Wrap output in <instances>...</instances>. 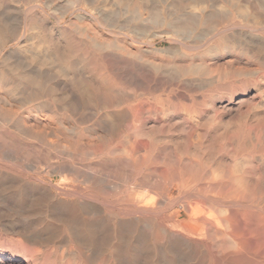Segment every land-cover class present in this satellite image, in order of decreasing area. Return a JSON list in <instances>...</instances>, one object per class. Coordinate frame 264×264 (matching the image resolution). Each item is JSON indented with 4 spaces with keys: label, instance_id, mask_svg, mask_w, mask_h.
<instances>
[{
    "label": "rangeland",
    "instance_id": "obj_1",
    "mask_svg": "<svg viewBox=\"0 0 264 264\" xmlns=\"http://www.w3.org/2000/svg\"><path fill=\"white\" fill-rule=\"evenodd\" d=\"M111 1L113 0H0V24L6 20L9 22L12 20L10 24L13 25L15 18L26 12L30 17L32 15L41 16L40 18L45 21L44 28H48L42 33V42L44 41V49L49 47L47 53L49 57L46 55L48 59L46 61L52 63L55 60L54 49L60 47L61 54L69 53L71 57L74 55L72 61L79 68H109L110 72L117 71L118 73L113 72L114 74L110 76L112 79L114 77L111 81L113 94L108 103L99 101L87 104L85 109L81 107L77 111L78 116L77 112L74 115L70 112L57 114L52 110L53 108H46L37 116L30 115L10 97L4 108L0 105V174L2 177L6 174L5 176L10 179L0 178V264H192L193 262V264H214L207 257H202L205 249L199 250L202 258H195L184 249L175 251L168 242L160 248L157 247L158 249L145 242L130 246L126 241V229L121 225V219L117 221L114 219V214H124L136 208L135 203L141 198L151 203L150 210L157 207L155 211H163L165 214L180 212V221L186 220V213L181 206H184L185 199L190 203H197L198 199L192 198L190 201L177 186H174L170 192L169 198L173 200L170 205L161 204V198L157 206L158 202L150 198V195L154 197L162 194L169 186L167 177L163 179L164 176H160L159 179L158 174L151 173L152 164L155 163L153 156L156 153L161 152V162L168 158L174 160L178 157L183 164L220 166L231 163L237 167L241 166L240 164H264V136H262L264 135V124L257 126L259 124L257 121L261 123L264 120V0H142L143 2L141 0L122 2L121 0L122 3L117 0H115L116 3H111ZM135 1L140 2L136 4ZM53 29L52 43H50L47 38ZM12 50L13 45L11 44L3 50L0 56V83L8 69L7 65L14 60L15 54ZM83 51L88 52L89 55H83L85 54V52L82 53ZM90 55L102 58L104 61L93 64L88 59ZM81 110H83L82 113L79 112ZM123 114H126L130 121L134 118L137 120L133 124L120 128ZM248 126H252L250 127L252 131L248 129ZM108 127L114 135L109 131L105 132ZM256 127L259 129H255ZM6 130L11 132V135L14 134L19 136L17 138H21L20 148ZM258 130H261V133ZM77 133L84 135L83 143L80 145L86 146L85 148L80 145L76 146L78 138L75 137H79ZM225 135L231 137L230 145L225 144ZM105 137L112 139L111 144ZM252 139L254 141H251ZM47 141L54 142L55 145H49ZM98 143L101 144L98 145ZM250 146L254 147L250 148ZM226 147H228L227 150ZM101 149L105 150L101 151ZM139 149L145 151H139ZM225 151H228L227 155ZM256 151L255 156L260 155L259 159L258 157L256 159L259 163L250 157L256 154ZM232 152L236 154V156L233 155L235 157L232 156ZM167 153L170 155L168 156ZM172 154L175 157L171 156ZM20 164L26 167L25 172L15 171ZM69 165L71 166L70 172L62 169L70 167ZM235 166L234 175L237 178L238 170ZM74 167L77 170L81 169L80 172L84 168L92 167L89 169L95 172L96 176L99 174L98 177L102 179L99 180L100 184L98 183L96 194L92 193L91 199H88L86 194L80 193L79 195V192L84 193L82 189L88 187V184L84 179H74L77 172ZM62 170L64 172H61ZM22 173L25 177L19 175ZM18 176L21 179L24 178L25 181L30 178L29 182H36L32 185L35 190L29 191L30 193L16 190L14 186L23 181ZM39 178L45 180L43 187L37 181ZM10 181H14L13 184ZM29 182L27 186L32 184ZM9 188L11 189L8 191ZM48 188L52 192H47ZM74 188H77L76 193ZM98 188L106 189V192L102 190L103 194ZM77 193L78 195H75ZM152 193L155 194L152 195ZM192 193L193 196L195 191ZM127 198L128 201H126ZM84 203L95 209L92 210V214L86 215L78 212L81 211L79 208ZM154 203L157 204L154 205ZM208 207L209 210H213L209 205ZM73 213L77 216L82 214L83 217L78 216V219H74ZM86 219L89 222H85L88 221ZM79 223L80 225L84 223L82 227L84 225L85 227L84 229L81 227L82 230L78 231ZM35 226L37 228H34ZM60 227L62 232L59 230ZM72 228H74L73 231ZM85 229L90 231L87 232L88 230ZM209 230L213 229L209 227ZM223 230L224 227L221 231ZM49 231L51 232L48 233ZM213 231L210 232L212 235ZM26 234L29 237H25ZM88 237L90 240L93 237L95 241H87ZM29 239L32 240L31 243ZM97 239L101 246L96 242ZM212 244V250L217 252L216 242ZM216 247L217 250H215ZM221 264H232V262L227 261Z\"/></svg>",
    "mask_w": 264,
    "mask_h": 264
},
{
    "label": "bare ground",
    "instance_id": "obj_2",
    "mask_svg": "<svg viewBox=\"0 0 264 264\" xmlns=\"http://www.w3.org/2000/svg\"><path fill=\"white\" fill-rule=\"evenodd\" d=\"M104 1V0H103ZM106 1V0H105ZM118 2H121V0H117ZM130 1V0H129ZM138 1V0H136ZM135 1V2H136ZM142 1V0H141ZM146 1V0H145ZM144 1V2H145ZM262 1V0H261ZM97 2V1H96ZM110 2V1H109ZM115 2V0L111 1ZM122 2H125L124 0ZM121 2V3H122ZM140 2V1H139ZM139 2H136L139 3ZM143 2V1H142ZM141 2V3H142ZM152 2V1H150ZM213 2V1H212ZM236 2V1H234ZM103 3V2H102ZM116 3V2H115ZM114 3V4H115ZM128 3V2H126ZM132 3V2H130ZM155 3V1H154ZM202 3V2H201ZM200 3V4H201ZM237 3V2H236ZM235 3V4H236ZM101 4V3H100ZM120 4V3H117ZM116 4V5H117ZM180 4V3H179ZM187 4V3H186ZM246 4V3H245ZM121 5V4H120ZM132 5V4H131ZM188 5V4H187ZM198 5V4H197ZM207 5V4H206ZM95 6V5H94ZM134 6V5H133ZM136 6V5H135ZM99 7V6H98ZM203 7V5H202ZM235 7V6H234ZM28 8V7H27ZM33 7H31L32 9ZM133 8V7H132ZM136 8V7H135ZM192 8V7H191ZM30 9V8H29ZM114 9V7H113ZM201 9V7H200ZM211 9V8H209ZM232 9V8H231ZM131 10V9H130ZM192 10V9H191ZM205 10V9H204ZM203 10V11H204ZM221 10V9H220ZM256 10V9H255ZM9 11V10H8ZM11 11V10H10ZM136 11V10H135ZM193 11V10H192ZM34 12V10H33ZM187 12V11H186ZM202 12V11H201ZM224 12V9H223ZM14 13V12H13ZM17 13V12H16ZM25 13V11H24ZM141 13V12H140ZM157 13V12H156ZM175 13V12H174ZM188 13V12H187ZM213 13V12H212ZM226 13V12H225ZM224 13V14H225ZM29 13H25L24 15H20L15 18V24L11 25L8 20L3 22V24H0V56H2V52L5 48H7L9 45H13V52H14V60L11 61L7 66L8 69L6 73L4 74V77L1 79L0 83V105H4L8 101V97L12 99L13 102L21 105L22 110H25L26 112L30 113V115L37 116L48 109H52L55 113L60 114V112H70L73 115L81 109V107H84L87 104H90L92 102H99L102 101L105 104L108 103L110 96L113 94V84H112V74L115 71H111L106 68H92V69H85V68H79L77 65L75 66L74 62L72 61L71 54L67 53L61 54L59 48L55 47L54 49V61L51 63L48 60L46 55L49 52V47H46V49L43 48L44 41L42 42V33L45 31L44 29H47L48 27H45V21L38 17L37 15H32L31 17L28 16ZM112 14V13H111ZM204 14V13H203ZM217 14V13H216ZM228 14V13H227ZM116 15V14H115ZM118 15V14H117ZM196 15V14H195ZM4 16V15H3ZM206 16V15H205ZM213 16V15H212ZM226 16V15H225ZM215 17V16H214ZM6 18V17H5ZM211 18V17H210ZM230 18V17H229ZM168 19V18H167ZM203 19V18H202ZM213 19V18H212ZM228 19V17L226 18ZM231 19V18H230ZM1 20V19H0ZM14 20V19H13ZM138 20V19H137ZM197 20V19H196ZM195 20V21H196ZM152 21V20H151ZM193 21V20H192ZM201 21V19H200ZM211 21V20H209ZM225 21V20H224ZM256 21V20H255ZM127 22V21H126ZM146 22V21H145ZM142 22V23H145ZM149 22V21H148ZM154 22V21H153ZM179 22V21H178ZM188 22V21H187ZM229 22V21H228ZM263 22V21H262ZM183 23V22H182ZM191 23V22H190ZM198 23V22H197ZM217 23V22H216ZM253 23V21H252ZM149 24V23H147ZM185 24V23H184ZM210 25V24H209ZM208 25V26H209ZM260 25V24H259ZM126 26V25H125ZM179 26V25H178ZM185 26V25H184ZM189 26V25H188ZM215 26V25H214ZM187 27V26H186ZM210 27V26H209ZM194 28V27H193ZM212 28V27H211ZM178 29V28H177ZM209 29V28H207ZM170 30V29H169ZM173 30V28L171 29ZM187 30V28H186ZM51 31V29H50ZM54 29L50 33L47 39L48 42L52 43L51 37ZM181 31V30H180ZM176 32V31H175ZM174 32V33H175ZM212 33V32H211ZM176 34V33H175ZM189 34V33H188ZM205 34V33H202ZM199 35V34H198ZM208 35V34H206ZM205 35V36H206ZM210 35V34H209ZM239 35V34H238ZM188 36V35H187ZM190 37V36H189ZM230 37V36H229ZM188 39V38H187ZM184 41V39H183ZM199 43V42H198ZM194 44V43H193ZM85 45V44H84ZM87 47V46H86ZM104 49V48H103ZM85 50V49H84ZM76 51V50H75ZM86 51V50H85ZM83 51L82 53H84ZM190 51V50H189ZM78 52V51H77ZM102 52V51H101ZM91 54V53H90ZM70 55V56H69ZM88 56V52H85V54ZM110 55V54H109ZM6 56V55H5ZM48 56V55H47ZM85 56V57H86ZM49 57V56H48ZM71 57V58H70ZM83 57V56H82ZM102 57V56H101ZM120 57V56H119ZM106 58V57H105ZM93 64H97L99 61L102 60L98 57H92L91 55L88 57ZM7 60V59H6ZM76 60V59H75ZM104 61V60H102ZM77 63V62H76ZM181 64V63H180ZM102 65V64H101ZM111 65V64H110ZM119 65V64H118ZM92 66V65H91ZM103 66V65H102ZM173 66V65H172ZM181 65H179L180 67ZM194 66V65H193ZM192 66V67H193ZM90 67V66H89ZM104 67V66H103ZM108 67V66H107ZM125 67V66H124ZM182 67V66H181ZM191 68V67H190ZM111 70H113L110 67ZM115 70V69H114ZM155 70V69H154ZM174 70V69H173ZM145 71V70H144ZM186 71V70H185ZM159 72V71H158ZM182 72V71H181ZM116 74L117 71L115 72ZM121 74V73H120ZM197 74V73H196ZM124 75V74H122ZM164 75V74H163ZM115 76V75H113ZM119 76V75H118ZM117 76V77H118ZM185 76V75H184ZM121 77V76H120ZM174 77V76H173ZM206 77V75L204 76ZM131 78V77H130ZM189 78V77H188ZM191 78V77H190ZM194 78V77H193ZM138 79V78H137ZM119 80V77H118ZM172 80V79H171ZM120 81V80H119ZM203 81V80H202ZM122 82V81H121ZM166 82V81H165ZM189 82V81H188ZM193 82V81H192ZM197 82V81H195ZM199 82V81H198ZM210 83V82H207ZM122 84V83H121ZM185 84V83H184ZM197 84V83H196ZM232 84V82H231ZM234 84V83H233ZM176 85V84H175ZM188 85V84H187ZM190 85V84H189ZM141 86V85H140ZM192 86V85H191ZM236 86V85H235ZM192 88V87H191ZM163 89V88H162ZM197 89V88H196ZM227 89V88H226ZM233 89V88H231ZM243 89V88H242ZM120 90V89H119ZM130 90V89H129ZM161 90V89H160ZM204 90V89H203ZM144 91V90H143ZM154 91V90H153ZM196 91V90H195ZM194 91V92H195ZM191 92V91H190ZM189 92V93H190ZM119 94V93H118ZM144 94V93H143ZM154 94V93H153ZM232 94V93H231ZM117 95V94H116ZM124 95V94H123ZM257 95V94H256ZM125 96V95H124ZM255 97V96H254ZM252 98V97H251ZM112 100V99H111ZM114 100V99H113ZM205 100V99H204ZM133 101V100H132ZM245 101V100H244ZM241 102V101H240ZM111 103V102H110ZM115 103V102H114ZM158 103V102H157ZM11 104V103H10ZM101 104V103H99ZM113 104V103H112ZM111 104V105H112ZM117 104V103H115ZM121 104V103H120ZM204 104V103H203ZM244 104V102H243ZM252 104V103H251ZM169 105V104H168ZM239 105V104H238ZM8 106V105H7ZM106 106V105H105ZM104 106V107H105ZM109 106V105H108ZM173 106V105H172ZM241 106V104H240ZM250 106V104H249ZM10 107V106H9ZM118 107V106H117ZM184 107V106H183ZM186 107V106H185ZM242 107V106H241ZM6 108V107H5ZM89 108V106H88ZM106 108V107H105ZM188 108V107H187ZM201 108V107H200ZM219 108V107H218ZM240 108V107H239ZM251 108V107H250ZM249 110L251 111V109ZM9 109V108H7ZM16 109V108H15ZM110 109V107H109ZM137 109V108H136ZM171 109V108H170ZM208 109V108H207ZM215 109V107L213 108ZM18 110V109H17ZM244 110V109H243ZM14 111V110H13ZM83 110L79 111L82 113ZM134 111V110H132ZM218 111V110H217ZM220 111V110H219ZM246 111V109H245ZM18 112V111H16ZM214 112V110H213ZM244 112V111H243ZM127 113V112H125ZM129 113V112H128ZM127 113V114H128ZM216 113V112H215ZM241 113V112H240ZM239 113V114H240ZM13 114V113H12ZM11 114V115H12ZM121 115V114H120ZM255 115V114H254ZM264 115V114H263ZM76 116V115H75ZM78 116V112H77ZM189 116V115H188ZM134 117V116H133ZM190 117V116H189ZM246 117V116H245ZM75 118V117H74ZM122 123L121 127H126L129 124H133L134 121L137 119L134 118V120L130 119L126 116V114H123L121 117ZM187 118V117H186ZM193 118V117H191ZM209 118V117H208ZM259 118V117H257ZM85 119V118H84ZM100 119V118H99ZM254 119V118H253ZM86 120V119H85ZM261 120V119H260ZM81 121H84L81 119ZM79 121V123L81 122ZM116 121V120H115ZM264 121V120H263ZM263 121L260 123L257 121V126L260 124H264ZM4 122V120H3ZM7 123V121L5 122ZM87 123V122H85ZM139 123V122H138ZM209 123V122H208ZM4 124V123H3ZM81 125V124H79ZM120 125V124H119ZM6 126V125H5ZM83 126V125H82ZM113 126V125H112ZM240 126V125H239ZM253 126V125H252ZM248 126L250 131L252 129ZM256 126V125H255ZM40 127V126H39ZM107 127V126H106ZM131 127V126H130ZM137 127V126H136ZM247 127V126H245ZM261 127V126H260ZM264 127V125H263ZM10 128V127H7ZM48 128V127H47ZM103 128V127H102ZM119 128V126H118ZM158 128V127H157ZM244 128V127H243ZM44 129V128H42ZM41 129V130H42ZM56 129V128H55ZM83 129V128H82ZM115 129V128H114ZM259 129V128H255ZM264 129V128H263ZM262 129V130H263ZM20 130V129H19ZM106 133L111 131V128L105 129ZM128 129H126L127 131ZM244 130V129H243ZM3 131V130H2ZM7 131V130H6ZM12 131V130H10ZM77 131V130H76ZM82 131V130H80ZM78 131L79 133H81ZM104 131V130H103ZM130 131V130H129ZM193 131V130H192ZM256 131V130H254ZM259 131V130H258ZM261 131V130H260ZM259 131V132H260ZM264 131V130H263ZM53 132V131H52ZM138 132V131H137ZM248 132V130H247ZM257 132V131H256ZM9 135L12 133L7 131ZM73 133V132H72ZM76 133V132H75ZM74 133V134H75ZM77 133V135H79ZM105 133V134H106ZM108 133V134H109ZM114 133V132H113ZM112 133V134H113ZM130 133V132H129ZM253 133V132H252ZM261 133V132H260ZM73 134V136H74ZM82 134V133H81ZM197 134V133H196ZM247 134V133H246ZM251 134V133H250ZM254 134V133H253ZM19 135V134H18ZM60 135V134H59ZM111 136V134H109ZM114 135V134H113ZM137 135V134H136ZM243 135V134H242ZM249 135V134H247ZM3 136V135H2ZM14 140L16 141L18 148L21 147L20 145V139L17 138L19 136L11 135ZM76 136V134H75ZM107 136V135H106ZM212 136V135H211ZM264 136V135H262ZM62 137V136H61ZM216 137V136H215ZM253 137V136H252ZM258 137V136H257ZM7 137H5L6 139ZM74 138V137H73ZM77 142L76 139L74 140L76 142V146L82 144V139L84 138V135H79ZM108 142L110 143L112 139L109 137ZM114 138V137H113ZM142 138V137H141ZM241 138V137H240ZM249 138V137H248ZM256 138V137H255ZM260 138V137H259ZM258 138V139H259ZM50 139V138H49ZM115 139V138H114ZM138 139V138H137ZM225 144H229L231 142V137L228 135H225ZM257 139V140H258ZM12 140V139H11ZM26 140V139H24ZM45 140V139H44ZM69 140V139H68ZM72 140V139H71ZM81 140V142H80ZM116 140V139H115ZM136 140V139H135ZM249 140V139H248ZM256 140V139H255ZM256 140V141H257ZM263 140V138H262ZM4 141V140H3ZM6 141V140H5ZM4 141V142H5ZM12 141V142H13ZM67 141V140H66ZM70 141V140H69ZM73 141V140H72ZM71 141V142H72ZM105 141V140H104ZM251 141H254L253 139ZM9 142V141H8ZM107 142V140H106ZM158 142V141H157ZM156 142V143H157ZM234 142V141H232ZM259 142V141H258ZM70 143V142H69ZM68 143V144H69ZM74 143V142H72ZM71 143V144H72ZM249 144V142H247ZM46 144V143H45ZM47 144L49 145H55L54 142L47 141ZM57 145L58 142H56ZM101 144V143H100ZM98 143V145H100ZM107 145V143H105ZM111 144V143H110ZM119 144V143H117ZM149 144V143H148ZM146 144V145H148ZM233 144V143H232ZM255 144V143H254ZM264 144V143H263ZM8 145V144H7ZM13 145V143L11 144ZM41 145V144H40ZM104 145V144H103ZM116 145V144H115ZM230 145V144H229ZM246 145V143H245ZM16 146V147H17ZM20 146V147H19ZM27 146V145H26ZM24 146V147H26ZM72 146V145H71ZM83 147L82 145H80ZM97 146V145H96ZM109 146V144L107 145ZM244 146V145H243ZM249 147V145H246ZM14 147V146H13ZM47 147V146H46ZM79 147V146H78ZM86 147V146H85ZM83 147V148H85ZM100 147V146H97ZM106 148V146H104ZM103 147V148H104ZM113 147V146H112ZM128 147V146H127ZM247 147V148H248ZM254 146H250L252 148ZM151 148V147H150ZM156 148V146H155ZM228 147H226L227 150ZM238 148V147H237ZM241 148V147H240ZM248 148V149H250ZM259 148V147H258ZM262 148V145H261ZM3 149V148H2ZM17 149V148H16ZM28 149V148H27ZM32 149V148H31ZM47 150L49 148H46ZM56 149V148H55ZM111 149V148H109ZM242 149V148H241ZM241 149H238L241 151ZM244 149V148H243ZM255 149V148H254ZM22 150V149H21ZM24 150V148H23ZM46 150V151H47ZM105 150V149H104ZM101 149V151H104ZM145 151L144 149H139V151ZM237 150V149H236ZM245 150V149H244ZM260 150V148H259ZM258 150V151H259ZM264 150V148H263ZM262 150V151H263ZM45 151V150H44ZM81 151V150H80ZM100 151V152H101ZM109 151V150H108ZM131 151V150H130ZM149 151V150H148ZM229 151V150H228ZM225 151V154L226 152ZM246 151V150H245ZM250 151V150H249ZM262 151H260L262 154ZM5 152V151H4ZM96 152V151H95ZM231 152V151H230ZM230 152L228 153L230 155ZM235 152V151H234ZM264 152V151H263ZM81 153V152H80ZM104 153V152H103ZM102 153V154H103ZM112 153V152H111ZM110 153V154H111ZM145 153V152H144ZM149 153V152H148ZM161 153V152H160ZM160 153H156L153 156V162H155L153 165L152 174H158V178L160 179V176H164L163 179L167 177V181L169 182L168 188H166L162 194H158L154 197L150 195V198L154 200V203L159 206V201L162 198L161 204L164 205H170L173 200L169 198L170 192L172 191V188L174 186H177L179 189H181V193L183 195H186V198L190 199L192 201V198L198 199L197 205L195 206V203H190L189 200L185 199L184 206L180 205L183 209L184 213H186V220L180 221L181 213L177 212L174 214H165L163 211H155L157 210V207L155 209L150 210L151 203L146 202L144 199L138 200L137 205H135L136 208H132L128 211H126L124 214H114L115 220L121 219V225L126 229V241L130 246H134L135 244L144 243L149 246L155 247V249L158 247L160 248L161 245H163L165 242H168L171 247L175 249V251L184 249L186 252H190L192 256L195 258H202L207 257L210 259L211 262L214 264H221L222 262L231 261L232 264H264V164H240L241 166H235L237 167V178L234 175L235 169L234 166L230 164H222L220 166H213L211 164H191V163H185L183 164V161L180 158L173 159H166L164 162L160 161ZM239 153V152H238ZM246 153V152H245ZM249 153V152H248ZM259 153V152H258ZM154 154V153H153ZM168 154V153H167ZM232 156L233 152L231 153ZM243 154V153H242ZM251 154V153H249ZM62 155V154H61ZM131 155V154H129ZM144 155V154H143ZM166 154L164 153V156ZM170 154H168L169 156ZM227 155V154H226ZM256 154H252V159L256 160L257 157ZM1 156V154H0ZM106 156V155H105ZM152 156V155H151ZM162 156V157H164ZM174 156L175 155H171ZM236 156V154H235ZM233 156V157H235ZM5 157V156H4ZM45 157V156H44ZM184 157V156H183ZM145 158V155L143 156ZM167 158V157H164ZM238 158V157H237ZM211 159V158H210ZM229 159V157H228ZM259 159V157H258ZM263 159V158H262ZM19 160V158H18ZM128 160V159H127ZM190 160V159H189ZM230 160V159H229ZM228 160V161H229ZM23 161V160H22ZM123 161V160H122ZM141 161V160H140ZM160 161V162H159ZM191 161V160H190ZM252 161V160H251ZM250 161V162H251ZM258 162V160H256ZM47 162V161H46ZM104 162V161H103ZM130 162V161H128ZM137 162V161H136ZM189 162V161H187ZM263 162V161H262ZM127 163V162H126ZM143 163V162H142ZM152 163V161H151ZM223 163V162H222ZM259 163V162H258ZM104 164V163H103ZM128 164V163H127ZM17 165V164H16ZM21 165V164H20ZM18 165L17 172H20L26 168L24 165ZM36 165V164H34ZM46 165V164H45ZM68 165V164H67ZM131 165V164H130ZM138 165V163H137ZM144 165V164H141ZM164 167H161V166ZM13 166V165H11ZM29 166V165H28ZM70 166V165H69ZM159 166L161 168H159ZM15 167V166H14ZM13 167V169H14ZM36 166H34L35 168ZM98 167V166H97ZM152 167V166H151ZM16 168V167H15ZM41 168V167H39ZM70 167H63L64 171L69 170ZM75 168V167H74ZM83 168V167H82ZM92 167L84 168L82 172L80 170H77L74 179H84V181L88 184L85 189L83 187L82 190H84V193L79 192V195L86 194L88 196V199L92 198V193H94L98 187V183L100 184V179L98 175L96 176L95 172L93 173ZM8 171L10 168H7ZM12 169V167H11ZM38 169V167H37ZM6 170V169H5ZM41 170V169H38ZM61 170V169H60ZM59 170V171H60ZM73 170V169H72ZM94 170V169H93ZM114 170V169H113ZM133 170V169H132ZM4 171V170H3ZM11 171V170H10ZM63 170L61 172H64ZM110 171V170H109ZM14 172V170H13ZM25 172V171H24ZM32 172V171H31ZM36 172V171H35ZM42 172V171H40ZM146 172V171H145ZM1 173V172H0ZM6 173V172H4ZM3 173V174H4ZM9 173V172H7ZM15 173V172H14ZM107 173V172H106ZM28 174V172H27ZM26 174V175H27ZM40 174V173H39ZM48 174V173H47ZM138 174V173H137ZM145 174V173H144ZM166 174V175H165ZM6 175V174H5ZM2 177V174H0V178L2 180H8L9 177L5 176ZM17 175V174H16ZM24 175V173L19 174ZM41 175V174H40ZM39 175V176H40ZM45 175V174H44ZM74 175V174H73ZM105 175V174H104ZM107 175V174H106ZM151 175V174H150ZM28 176V175H27ZM16 177V176H15ZM19 177V176H18ZM25 177V175H24ZM144 177V176H143ZM142 177V178H143ZM21 179V177H19ZM23 178V177H22ZM29 178V177H28ZM32 178V177H31ZM45 178V177H44ZM125 178V177H124ZM141 178V179H142ZM24 179V178H23ZM21 179V180H23ZM27 179V178H26ZM30 179V178H29ZM29 179L26 181L29 182ZM36 179V178H35ZM80 179V180H81ZM10 180V179H9ZM16 180V178H15ZM102 180V179H101ZM108 181V179H106ZM105 180V181H106ZM1 181V180H0ZM25 180L18 182V185L14 186L16 190H19V192H29L34 191L35 188L32 187L35 183L30 184ZM32 181V180H31ZM39 185L43 187V184L45 180L43 181L42 178L38 179ZM83 181V182H84ZM105 181L104 184H105ZM106 181V182H107ZM156 181V180H155ZM158 181V180H157ZM11 182V181H10ZM14 182V181H12ZM11 182V183H12ZM17 182V181H16ZM34 182V181H33ZM52 182V180H50ZM103 182H101L103 184ZM134 182V181H133ZM151 182V181H150ZM161 182V181H160ZM159 182V184H160ZM1 183V182H0ZM10 183V184H11ZM27 183V184H26ZM77 183V181H76ZM79 183V182H78ZM108 183V182H107ZM127 183V182H126ZM13 184V183H12ZM155 185L157 184L154 183ZM15 185V184H14ZM48 185V182H47ZM106 185V184H105ZM103 185V187H105ZM144 185V184H143ZM154 185V186H155ZM9 185H7L8 187ZM83 186V185H82ZM101 186V185H100ZM107 186V185H106ZM47 187V186H46ZM112 187V186H111ZM110 187V188H111ZM137 187V186H136ZM166 187V186H165ZM102 188V187H101ZM11 188L8 189V191ZM100 188H98L99 190ZM108 189V188H107ZM143 189V188H142ZM81 190V189H80ZM104 192H106L104 189H100ZM159 190V189H158ZM7 191V190H5ZM14 191V190H13ZM39 191V190H38ZM37 191V192H38ZM77 192V188H74V192ZM111 191V190H110ZM129 191V190H128ZM144 191V190H143ZM150 191V190H149ZM154 191V190H153ZM152 191V192H153ZM192 191H195L194 195L192 196ZM47 192H52L47 189ZM73 192V191H72ZM75 192V193H76ZM91 192V194L89 193ZM112 192V191H111ZM138 192V191H137ZM30 193V192H29ZM44 193V192H43ZM42 193V194H43ZM58 193V192H57ZM81 193V194H80ZM98 193V191H97ZM103 193V192H102ZM101 193V194H102ZM150 193V192H149ZM45 194V193H44ZM47 194V193H46ZM96 194V192H95ZM99 194V193H98ZM104 194V193H103ZM112 194V193H111ZM131 194V193H130ZM155 193H152L154 195ZM181 194V196H183ZM193 194V193H192ZM20 195V193H19ZM29 195V194H28ZM55 195V194H54ZM59 195V194H58ZM75 195H78L75 194ZM100 195V194H99ZM142 195V194H141ZM67 196V195H66ZM49 197V195H48ZM52 197V196H51ZM80 196H78L79 198ZM83 197V196H82ZM97 197V196H96ZM133 197V196H132ZM20 198V196H19ZM53 198V197H52ZM95 198V197H94ZM40 199V198H39ZM42 199V198H41ZM48 199V198H47ZM85 199V198H84ZM101 199V198H100ZM113 199V198H112ZM133 199V198H132ZM26 200V199H25ZM81 200V199H80ZM94 200V199H92ZM96 200V199H95ZM130 200V198H129ZM135 200V198L133 199ZM48 201V200H47ZM54 201V200H53ZM59 201V200H58ZM77 199V204H78ZM83 202V200H81ZM128 201V198L127 200ZM137 201V200H136ZM195 201V200H194ZM44 202V201H43ZM52 202V201H51ZM65 202V201H64ZM86 202V201H85ZM130 202V201H129ZM128 202V204H129ZM178 202V201H177ZM50 203V200H49ZM81 203V202H80ZM127 203V202H126ZM200 203V204H198ZM53 204V203H52ZM61 204V203H60ZM59 204V205H60ZM67 204V202H66ZM71 204V203H70ZM73 204V203H72ZM176 204V203H175ZM29 205V204H28ZM47 205V204H46ZM68 205V204H67ZM76 205V204H74ZM130 205V204H129ZM207 205V206H205ZM208 205L211 207L209 210ZM48 206V205H47ZM53 206V205H52ZM65 206V205H64ZM78 206V205H77ZM77 206L75 208H77ZM132 206V205H131ZM161 206V205H160ZM29 207V206H28ZM62 207V206H61ZM60 207V208H61ZM79 207V206H78ZM88 204L84 203L80 206L78 210H73L74 212H81L85 213L86 215L92 214V210H95L90 208ZM126 207V206H125ZM207 207V208H204ZM48 208V207H47ZM55 208V207H54ZM66 208V207H64ZM96 208V207H95ZM159 208V207H158ZM68 209V208H66ZM72 209V208H71ZM129 209V208H128ZM40 210V209H39ZM51 211V209H49ZM55 210V209H54ZM57 210V209H56ZM55 210V211H56ZM69 210V209H68ZM97 210V209H96ZM127 210V208H126ZM14 211V210H13ZM41 211V210H40ZM123 211V210H122ZM155 211V212H154ZM24 212V211H23ZM72 212V211H71ZM152 212V214H151ZM52 213V212H51ZM56 213V212H55ZM54 213V214H55ZM80 213V214H81ZM100 213V212H99ZM123 213V212H122ZM53 214V215H54ZM84 214V215H85ZM24 215V214H23ZM26 215V214H25ZM24 215V216H25ZM74 219H78L77 214H72ZM70 215V216H72ZM65 216V215H64ZM63 216V217H64ZM68 216V215H67ZM69 216V217H70ZM82 216V214L80 215ZM79 216V218H80ZM103 216V215H102ZM101 216V217H102ZM38 217V215H37ZM52 217V216H51ZM59 217V215H58ZM83 217V216H82ZM89 217V216H86ZM100 217V218H101ZM112 217V216H111ZM54 218V217H52ZM65 218V217H64ZM72 218V217H71ZM99 218V219H100ZM56 220V218H54ZM61 219V217H60ZM59 219V221H60ZM83 219V218H82ZM91 219V217L89 218ZM98 220V218L96 217ZM104 219V217H103ZM18 220V219H17ZM54 220V221H55ZM63 220V218H62ZM61 220V221H62ZM88 220V219H86ZM102 220V219H101ZM105 220V219H104ZM80 221V220H79ZM92 221V220H91ZM103 221V220H102ZM107 221V220H106ZM113 220H111L112 222ZM74 222V221H73ZM85 222H89L85 221ZM109 222V221H108ZM119 222V221H118ZM53 223V222H52ZM68 223V222H67ZM81 223V222H80ZM79 223V225H80ZM110 223V222H109ZM116 223V222H115ZM60 224V223H59ZM84 224V223H83ZM82 224V225H83ZM87 224V223H86ZM113 224V223H112ZM120 224V223H119ZM118 224V225H119ZM82 225H80L78 228L81 229ZM96 225V224H95ZM17 226V225H16ZM62 226V225H61ZM76 226V225H75ZM89 226V225H88ZM111 226V223H110ZM146 226V227H145ZM27 227V226H26ZM33 227V226H32ZM31 227V228H32ZM39 227V226H38ZM85 227V225H84ZM84 227H82L84 229ZM87 227V226H86ZM96 227V226H95ZM98 227V226H97ZM119 227V226H117ZM209 227H211L213 230H209ZM224 227V230L221 231V229ZM34 228H37L36 226ZM51 228V227H50ZM94 228V227H93ZM113 228V226H112ZM115 228V227H114ZM122 228V227H121ZM17 229V228H16ZM26 229V228H25ZM62 229L61 227L59 230ZM74 228H72L73 231ZM88 229H91L88 227ZM87 229V230H88ZM119 229V228H118ZM24 230V228H23ZM27 230V229H26ZM33 230V229H32ZM52 230V228H51ZM69 230V229H68ZM82 230V229H81ZM86 230V229H85ZM86 230V231H87ZM92 230V229H91ZM113 230V229H112ZM122 230V229H121ZM30 231V230H29ZM61 231V230H60ZM88 230L87 232H89ZM116 231V230H115ZM213 231V235L210 233ZM225 231V232H224ZM20 232V231H19ZM34 232V231H33ZM49 231L48 233H50ZM58 232V231H57ZM62 232V231H61ZM67 232V231H66ZM70 232V231H69ZM84 232V230L82 231ZM124 232V231H122ZM22 233V232H21ZM32 233V231H31ZM46 233V232H45ZM60 233V232H59ZM94 233V232H93ZM56 234V233H55ZM62 234V233H61ZM84 234V233H83ZM86 234V233H85ZM92 234V233H91ZM121 234V233H119ZM211 234V235H210ZM48 235V234H47ZM51 235V234H49ZM52 235L53 231H52ZM68 235V234H66ZM78 235V233H76ZM80 235V234H79ZM82 235V233H81ZM88 235V233H87ZM93 235V234H92ZM95 235V234H94ZM27 234L25 235V237ZM40 236V235H38ZM42 236V234H41ZM57 236V235H56ZM63 236V235H62ZM86 236V235H85ZM29 237V236H27ZM33 237V236H32ZM47 237V236H46ZM69 237V236H68ZM106 237V236H105ZM109 237V236H107ZM52 238V237H51ZM61 238V237H59ZM63 238V237H62ZM61 238V239H62ZM73 238V237H72ZM79 238V236H78ZM89 238V237H88ZM87 241H95L92 237ZM103 238V237H102ZM101 238V239H102ZM31 239V238H30ZM29 239V240H30ZM40 239V238H39ZM45 239V237H44ZM43 239V240H44ZM50 239V237H48ZM47 239V240H48ZM53 239V238H52ZM57 239V238H56ZM60 239V241H61ZM77 239V238H76ZM80 239V238H79ZM96 239V238H95ZM99 239V238H98ZM97 239L96 242L99 240ZM122 239V238H121ZM228 239V240H226ZM28 240V239H27ZM26 240V241H27ZM74 240V239H73ZM72 240V242H73ZM108 240V239H107ZM35 241V240H33ZM64 241V240H63ZM69 241V240H68ZM76 241V240H75ZM86 242V240H83ZM82 241V242H83ZM23 242V241H22ZM32 240H30V243ZM37 243V241H35ZM41 242V240H40ZM51 242V241H50ZM53 242V240H52ZM65 242V241H64ZM67 242V238H66ZM81 242V241H80ZM216 242V245L218 247V251L215 252L212 250V243ZM44 243V241H43ZM42 243V245H44ZM77 243V242H76ZM39 244V243H38ZM47 245V243H45ZM72 244V243H71ZM83 244V243H82ZM87 244V243H86ZM99 246L101 244L98 242ZM105 244V243H104ZM29 245V244H28ZM40 245V244H39ZM74 245V244H73ZM215 245V246H216ZM102 246H105L102 244ZM217 247L215 250H217ZM130 248V247H129ZM157 248V249H158ZM171 249V248H170ZM200 249H205L204 255L200 257ZM100 250V248L98 249ZM168 250V249H167ZM155 252V251H154ZM162 252V250H161ZM174 252V251H173ZM81 252H79L80 254ZM89 253V252H88ZM103 253V251H102ZM105 253V252H104ZM107 254V253H106ZM105 254V256H106ZM110 255V253H108ZM107 254V255H108ZM24 255V254H23ZM79 257V256H78ZM95 258V257H94ZM113 258V257H112ZM137 258V257H136ZM194 258V259H195ZM76 260V259H75ZM82 259H80L81 261ZM90 260V259H89ZM100 261V260H99ZM98 261V262H99ZM106 262V261H105ZM114 262V261H113ZM203 262V261H202ZM78 263V262H77ZM100 263V262H99ZM111 263V262H110ZM194 263V262H193ZM192 263V264H193ZM230 263V262H228ZM81 264V263H80ZM89 264V263H88ZM103 264V263H101ZM106 264V263H104ZM114 264V263H113ZM161 264V263H160Z\"/></svg>",
    "mask_w": 264,
    "mask_h": 264
}]
</instances>
